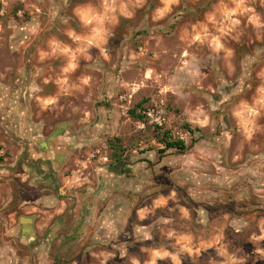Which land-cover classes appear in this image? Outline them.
<instances>
[{
  "label": "rangeland",
  "instance_id": "1",
  "mask_svg": "<svg viewBox=\"0 0 264 264\" xmlns=\"http://www.w3.org/2000/svg\"><path fill=\"white\" fill-rule=\"evenodd\" d=\"M105 4L102 26L75 11L100 15ZM99 27L92 44L68 35ZM261 88L264 0H0V264H264ZM139 104L144 123L127 115ZM185 124L196 142L163 151L154 129L189 146ZM49 142L60 162L47 160L43 179L30 162ZM61 176L76 231L33 247L44 238L38 199L57 195ZM87 190L104 194L95 217L118 222L120 248L93 247L95 224L79 210Z\"/></svg>",
  "mask_w": 264,
  "mask_h": 264
},
{
  "label": "crops",
  "instance_id": "2",
  "mask_svg": "<svg viewBox=\"0 0 264 264\" xmlns=\"http://www.w3.org/2000/svg\"><path fill=\"white\" fill-rule=\"evenodd\" d=\"M41 146V145H39ZM39 150V149H38ZM37 150V151H38ZM48 150H50L49 146H43V148L41 147L39 153H42V158L44 160H51L52 161V155H50V153L48 152ZM33 152L35 153V150H33ZM50 161V162H51ZM53 162V161H52ZM25 163H28L27 161H25ZM47 164V163H46ZM45 164H41L40 166L37 165V162L32 164V166L35 169H42L44 170L43 173V179H46V177L48 176L47 172H46V167L44 166ZM16 168V165L13 169ZM12 169V170H13ZM59 170H57L58 172ZM68 178H63L61 176V178L59 177V181H61V185L58 187L57 192L58 194L56 195V193H48L47 195H45L43 198H39L38 202L41 203L42 206V210H40L39 212H41L43 214V218L37 222L35 224V230H37L38 233H43L44 238L41 242L37 241L36 239H32L30 238V242L32 244L33 247H46V246H59L60 242H64L66 240H58L59 238H56L55 241H53V238L56 237L55 233L56 232H62L61 235H63V233L65 234L66 231H68V228L71 227L70 223H65L64 219L65 216L68 215L70 216L72 214V211L74 212V217L77 216V212H76V208L73 210L71 207H69V209L67 208V202L68 200H71L70 196H67V192L70 188V186L68 185L69 181L67 180ZM99 184H102L101 182H99ZM53 186V184H52ZM100 186V185H99ZM54 187V186H53ZM101 188L99 187V190ZM98 192V191H97ZM97 192H88V190L86 192H84V196H82L81 198L85 197V199L82 201L84 203H82L80 205V214L82 212H84L81 216H84V214L87 216V225L92 226V224H95V227L93 228L92 232L94 235V243L96 247L97 244H108L110 247H112L113 249L115 248H120L121 246H123L125 244V242H121V230L119 227L118 228V222L114 221V219H106L105 216H103V218L100 219L96 218L95 216H101V214H103V212H97L98 209H95V199H99L102 197V195H104L103 193H97ZM83 195V194H82ZM80 202V201H79ZM86 203V204H85ZM36 209V208H33ZM107 211V210H105ZM110 215V214H109ZM80 216V215H79ZM56 218V220L52 223L51 220ZM30 219V218H29ZM71 216L69 218V222H70ZM97 219V220H95ZM99 219V221H98ZM31 220V219H30ZM96 221V222H95ZM91 222V224H90ZM66 224V225H65ZM89 230V229H88ZM33 231V227H32V220H31V232ZM71 233L76 231V226L73 224V226L70 229ZM30 232V233H31ZM91 232V231H90ZM130 236H136L138 234L137 229H133V231H130ZM25 235V234H23ZM60 235V237H61ZM56 258V264H57V259L58 256L55 257ZM63 258H66V255H64Z\"/></svg>",
  "mask_w": 264,
  "mask_h": 264
},
{
  "label": "clouds",
  "instance_id": "3",
  "mask_svg": "<svg viewBox=\"0 0 264 264\" xmlns=\"http://www.w3.org/2000/svg\"><path fill=\"white\" fill-rule=\"evenodd\" d=\"M241 5L237 4V8H240ZM113 9L105 4L104 5V12L101 13L100 15H96L92 9L88 8V9H76V14L79 16L81 22L85 25L92 23L93 21H95V23L99 26L103 25V22L105 19H107V16L105 15V13L111 12ZM167 10V4H165V11ZM250 11V9L248 10ZM161 14V13H160ZM233 13H226V15H231ZM249 22L252 23L253 25L259 26V22H258V18L256 17H250L249 18ZM233 23H236L235 21ZM102 27L99 28H94L92 30L93 34L90 37H86V38H82L80 36H75L73 33L69 32L68 35L69 37H71L72 39L76 40V41H80L81 39H84L85 42L87 44H92L94 41L97 40L98 37H100L102 35ZM198 39V37H197ZM103 41L101 40V43ZM213 44L215 45L216 48H219L220 45L216 42L213 41ZM61 52L68 54L69 55V62L66 68L63 69L64 72H71L75 69L76 65L72 62V60L75 59V57L69 53V49L67 47H64L62 49H60ZM77 52H80L81 49H77ZM43 53H41V57L43 58ZM86 83V80L84 81ZM60 83H63V81H60ZM259 92L261 94V98L260 100L257 101L258 104H262L264 105V88L259 89ZM47 103H52L51 100L47 101ZM246 108V106H245ZM247 111L251 114V115H255L256 113L253 112L252 109H247ZM156 255H167L166 253H157Z\"/></svg>",
  "mask_w": 264,
  "mask_h": 264
},
{
  "label": "trees",
  "instance_id": "4",
  "mask_svg": "<svg viewBox=\"0 0 264 264\" xmlns=\"http://www.w3.org/2000/svg\"><path fill=\"white\" fill-rule=\"evenodd\" d=\"M145 11H148V8H145ZM127 115L134 121H138L141 123L145 122V109L141 107V105H136L134 108L128 110ZM184 130L192 136L191 143L189 146H187L182 140H172L170 138V134L168 131H161L159 128L154 129V134L158 139V143L162 144L163 146V151L165 150H175L178 153H184L188 150L189 147H191L196 140L193 138V136L199 132L198 129L196 128H191L188 124L183 125ZM117 153L114 151L113 153V161L112 164H118V168H122L124 166V163L120 160V157L116 155ZM116 167V165H115Z\"/></svg>",
  "mask_w": 264,
  "mask_h": 264
},
{
  "label": "water",
  "instance_id": "5",
  "mask_svg": "<svg viewBox=\"0 0 264 264\" xmlns=\"http://www.w3.org/2000/svg\"><path fill=\"white\" fill-rule=\"evenodd\" d=\"M57 135H58V133L56 130V131H54V134L52 135V137H50V140H53V138H55V136H57ZM50 142H52V141H50ZM50 142L48 145L50 150H48V152L50 153V155H52L53 163L55 164V167H57L60 161L59 160L57 161L56 159H54L55 158L54 154H56L57 151H55V150L52 151V145H50ZM59 154L61 155L60 158L64 157L63 151H61ZM100 188H101V184H100ZM19 223H20V227H21V233L28 235L31 232V220L29 218H21Z\"/></svg>",
  "mask_w": 264,
  "mask_h": 264
},
{
  "label": "flooded vegetation",
  "instance_id": "6",
  "mask_svg": "<svg viewBox=\"0 0 264 264\" xmlns=\"http://www.w3.org/2000/svg\"><path fill=\"white\" fill-rule=\"evenodd\" d=\"M45 162H48V161H45V160L42 159V160L39 161V162L37 161V165L40 166L41 164H46ZM30 163H31V164H34V163H36V162H30Z\"/></svg>",
  "mask_w": 264,
  "mask_h": 264
},
{
  "label": "built area",
  "instance_id": "7",
  "mask_svg": "<svg viewBox=\"0 0 264 264\" xmlns=\"http://www.w3.org/2000/svg\"><path fill=\"white\" fill-rule=\"evenodd\" d=\"M72 179H74V181L79 180L78 178H73V176L71 177V180H72ZM74 181H73V182H74ZM69 182H70V181H69Z\"/></svg>",
  "mask_w": 264,
  "mask_h": 264
}]
</instances>
